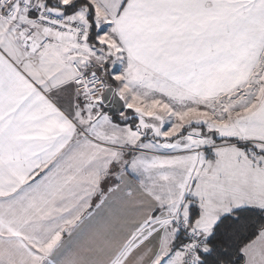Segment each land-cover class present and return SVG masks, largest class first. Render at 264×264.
Instances as JSON below:
<instances>
[{
    "label": "snow or ice",
    "instance_id": "obj_1",
    "mask_svg": "<svg viewBox=\"0 0 264 264\" xmlns=\"http://www.w3.org/2000/svg\"><path fill=\"white\" fill-rule=\"evenodd\" d=\"M0 264H264V0H0Z\"/></svg>",
    "mask_w": 264,
    "mask_h": 264
}]
</instances>
